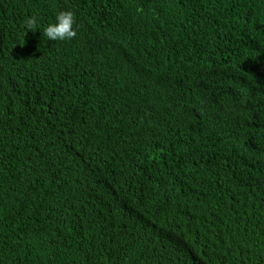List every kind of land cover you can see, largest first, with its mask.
<instances>
[{
	"label": "trees",
	"instance_id": "16d2710c",
	"mask_svg": "<svg viewBox=\"0 0 264 264\" xmlns=\"http://www.w3.org/2000/svg\"><path fill=\"white\" fill-rule=\"evenodd\" d=\"M0 264H264V0H0Z\"/></svg>",
	"mask_w": 264,
	"mask_h": 264
},
{
	"label": "clouds",
	"instance_id": "9594fccd",
	"mask_svg": "<svg viewBox=\"0 0 264 264\" xmlns=\"http://www.w3.org/2000/svg\"><path fill=\"white\" fill-rule=\"evenodd\" d=\"M23 26L28 30H37L41 26L36 16H27L23 20ZM43 35L51 41H68L77 35V21L71 10L58 11L54 19L43 27Z\"/></svg>",
	"mask_w": 264,
	"mask_h": 264
}]
</instances>
